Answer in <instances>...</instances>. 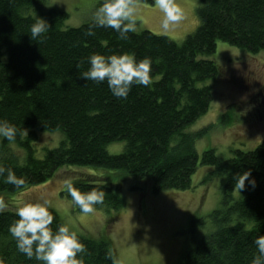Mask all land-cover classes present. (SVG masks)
Here are the masks:
<instances>
[{"label": "trees", "instance_id": "trees-1", "mask_svg": "<svg viewBox=\"0 0 264 264\" xmlns=\"http://www.w3.org/2000/svg\"><path fill=\"white\" fill-rule=\"evenodd\" d=\"M197 13L198 26L182 41L147 29L122 40L105 27L85 35L91 20L67 26L68 12L50 0H0V120L24 132L13 141L0 137V165L26 181L18 188L0 177V201L6 205L0 211V264H40L17 250L8 228L18 219L15 196L48 181L61 168L94 169L72 178L73 185L81 191L103 190L104 201L95 209L118 214L125 201L107 171L152 181L153 192L186 190L199 160L209 176L221 179V200L208 214L213 226L183 249L177 264H250L256 254L253 241L264 235V140L250 150L233 149L230 157L206 148L199 158L196 144L214 126H191L207 113L213 99V81L220 70L212 58L217 42L251 54L264 52V0H199ZM37 16L51 27L39 42L28 33ZM124 52L152 61L150 87L133 85L121 99L111 94L106 81L79 76L89 66V55ZM55 132L61 134L57 146H38V134ZM117 141L124 142L123 151L109 153L107 146ZM11 144L24 149L17 154ZM244 171L251 172L255 187L246 180L240 193L234 188L235 177ZM61 193L71 199L66 189ZM72 205L74 212H81ZM50 211L55 230L63 220L55 209ZM197 220L201 218L191 223ZM77 235L86 246V252L78 254L83 264H117L108 231L97 237Z\"/></svg>", "mask_w": 264, "mask_h": 264}, {"label": "rangeland", "instance_id": "rangeland-1", "mask_svg": "<svg viewBox=\"0 0 264 264\" xmlns=\"http://www.w3.org/2000/svg\"><path fill=\"white\" fill-rule=\"evenodd\" d=\"M50 2L68 12L66 25L74 27L90 21L102 0ZM198 2L176 0L184 10V18L163 29V13L155 3L136 1V32L147 29L182 41L199 24ZM212 58L220 67L213 81V99L207 113L191 126L197 130L214 126L196 144L199 158L206 148H214L219 155L230 157L233 149L250 150L264 140V52L251 54L218 41ZM226 114V120L220 119ZM60 138L59 132L40 133L38 146L55 147ZM11 145L17 154L24 149L21 145ZM107 149L109 153H120L124 142L110 143ZM90 169L94 170L61 168L48 181L23 189L15 196V203L22 206L38 197H46L63 223L77 233L97 237L108 231L117 251V264H177L183 249L193 246L213 226L208 214L219 206L221 179L215 174L209 176V169L200 160L191 187L186 190L153 192L152 181L138 180L122 171H107L125 201L118 214L106 213L102 209H95L92 213L74 212L71 199L61 193L64 180L92 173ZM195 218L201 220L192 224L191 220Z\"/></svg>", "mask_w": 264, "mask_h": 264}, {"label": "clouds", "instance_id": "clouds-1", "mask_svg": "<svg viewBox=\"0 0 264 264\" xmlns=\"http://www.w3.org/2000/svg\"><path fill=\"white\" fill-rule=\"evenodd\" d=\"M56 3H61L57 0ZM155 5L163 13L161 27L167 29L170 24H175L184 18V10L176 3V0H154ZM137 4L136 0H102L92 14L85 35H94V29L99 27L111 28L118 33V39L127 40L128 33L137 30ZM49 22L40 16L34 19L28 33L34 41H41L50 30ZM87 70L79 72V76L86 81L96 83L105 82L116 98H126L133 85L150 87L153 81L152 61L145 57L137 59L133 53H120L104 55L93 53L88 56ZM78 62L76 67L80 68ZM24 132L7 120H0V137L13 141L17 135ZM250 171H244L235 177L234 188L241 193L245 188V181L255 187V179ZM0 177L5 183L15 187L25 184L23 176H17L11 167L0 165ZM62 187L66 189L72 202L79 206L81 212L92 213L95 206L102 204L105 192L92 188L89 191H81L73 185L71 179L63 181ZM6 205L0 201V211ZM52 202L46 197H38L34 201L25 202L15 209L18 217L8 231L15 239L16 248L29 259H35L40 264H83L82 255L86 252V246L78 237L77 232L67 224H59L52 229L53 213L50 211ZM253 243L256 246V254L250 264H264V235H258Z\"/></svg>", "mask_w": 264, "mask_h": 264}]
</instances>
